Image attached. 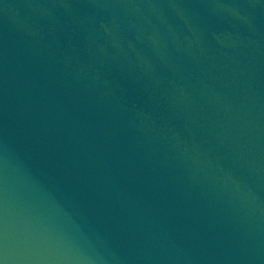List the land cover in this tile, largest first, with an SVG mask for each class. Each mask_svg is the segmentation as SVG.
Wrapping results in <instances>:
<instances>
[{
	"label": "water",
	"instance_id": "water-1",
	"mask_svg": "<svg viewBox=\"0 0 264 264\" xmlns=\"http://www.w3.org/2000/svg\"><path fill=\"white\" fill-rule=\"evenodd\" d=\"M0 264H264V0H0Z\"/></svg>",
	"mask_w": 264,
	"mask_h": 264
}]
</instances>
